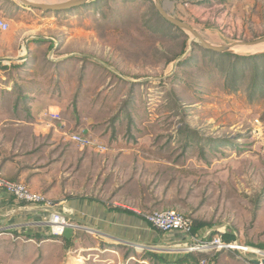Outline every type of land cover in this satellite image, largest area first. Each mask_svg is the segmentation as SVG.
Returning a JSON list of instances; mask_svg holds the SVG:
<instances>
[{
  "label": "rangeland",
  "instance_id": "1",
  "mask_svg": "<svg viewBox=\"0 0 264 264\" xmlns=\"http://www.w3.org/2000/svg\"><path fill=\"white\" fill-rule=\"evenodd\" d=\"M161 2L214 45L264 37V0ZM0 21V122L8 138L21 131L23 149H36L34 159L51 178L75 195L142 213L173 210L212 225L205 231L213 235L233 232L240 247L254 246L250 253H213L212 264H263L264 96L249 100L245 83L224 88L201 48L162 22L151 0H92L57 13L0 0ZM237 54H264V47ZM21 63L19 72L13 66ZM30 72L44 93L56 74L60 95L6 93L17 79L32 82ZM171 92L179 108L168 104ZM182 123L200 132L202 146L210 139L204 157L196 145L183 149ZM73 134L95 146L72 144ZM11 234L0 236V264H69L70 257L78 264V245L67 252L51 239ZM108 261L101 264H116Z\"/></svg>",
  "mask_w": 264,
  "mask_h": 264
},
{
  "label": "crops",
  "instance_id": "2",
  "mask_svg": "<svg viewBox=\"0 0 264 264\" xmlns=\"http://www.w3.org/2000/svg\"><path fill=\"white\" fill-rule=\"evenodd\" d=\"M34 91H29V95L38 94ZM11 124L17 129L22 122L15 120ZM28 125L33 128V133L37 132L36 123ZM7 127L6 123L0 122V174L9 181L25 184L32 192L60 205L59 210L63 209L70 224L62 235L71 244L66 251L78 245L81 252L79 260H76L78 264H101L108 260L116 264H124L125 261L127 264H154L146 254L153 253L170 261L186 254L185 246L191 245L188 237L153 229L145 221L144 213L98 196L75 195L69 184L62 187L57 179L48 175L44 164L37 162L38 157L34 159L36 149H23L21 131L14 130L13 137L8 138ZM46 218L40 208L21 204L0 190V236L14 232L44 234L48 230ZM54 242L64 244L59 239ZM138 247L144 253L139 260L135 259ZM112 252L117 259L109 256Z\"/></svg>",
  "mask_w": 264,
  "mask_h": 264
},
{
  "label": "trees",
  "instance_id": "3",
  "mask_svg": "<svg viewBox=\"0 0 264 264\" xmlns=\"http://www.w3.org/2000/svg\"><path fill=\"white\" fill-rule=\"evenodd\" d=\"M146 1L150 2V0H146ZM85 6H87V4L82 6V7H85ZM82 7H79V8H82ZM76 9H78V8H76ZM154 10H155V15L160 17V20L162 22H164L165 24L174 28L173 26L168 24L159 15V13L156 11L155 7H154ZM174 29H176V28H174ZM176 30L180 32V30H178V29H176ZM186 44L187 43H185L183 50L179 54V56L184 54ZM193 46H196V44H194ZM201 52L203 53L204 56L208 57L207 59L210 60V63H213L215 65L216 69H218L219 72L222 74L223 81H224V83H223L224 88H226L230 91H233V90L235 91V90H237V85L240 86L242 83H245V86H246L245 89H246V93H247L246 95H247V98L249 100H252L255 97H259V96L263 97L264 96V54L245 55V56L232 55V54H216V53H213L210 51L203 50L202 48H201ZM179 56H177L176 58H178ZM68 62H60L59 64H64L66 66V65H68ZM24 63H26V62H24ZM24 63L18 64L17 66H13V67L17 71L22 72V69L26 65ZM2 68L3 67L1 66V63H0V69H2ZM58 74H59V72H58ZM26 75L30 76L29 78H30V80L32 79V82H28L27 80H24V78H20L19 80L17 79L16 80L17 83H15L13 85L15 90L11 89L10 90L11 93L10 92H6V93L8 95H11L15 92L24 94V93H28L29 91H31L33 89H35L34 93H42L43 90L42 89L40 90V88L41 87L44 88V86L40 83L37 84V82H35V81L33 82V79L38 77V73L32 74V72H30V74L28 73ZM55 77L57 78L56 74L54 75V80L52 81V83H54L52 85L53 89L51 87H49L52 90H46L45 94L59 96L60 93L62 92V89H60V88H62L61 80L58 78L55 80ZM243 81H245V82H243ZM59 89L61 90L60 92H59ZM23 94L18 95V96L23 97V100H25V98H27L28 96L23 95ZM168 97L170 98V99H168V104L173 103V105L176 106L177 108L180 107V104L178 103V97L174 93L172 94V92H171V94ZM177 134L179 137H182V139H184V143H183V149L184 150L189 148L190 144L191 145L193 144V145H196L198 147L200 156L204 157L206 155V151H205L206 147L205 146L210 144V139H208L207 142L202 146L201 141H203L204 138L198 130L190 127L188 124L182 123V126L177 130ZM192 222H193V227H192L191 234L195 238H199L205 230L212 228V225L205 223V222H202V221H199V220H192ZM44 232H45L44 234H43V232L42 233L36 232L33 234L32 233L29 234V232H27V233H23L22 236L26 237L27 239L34 240L37 242H40L42 240H47V239H51V240H58L59 239V240L63 241V243H64L63 246L65 247V250H68L69 246L71 245L68 240H66L62 236H52V235H50L48 230H45ZM14 233H17V232H14ZM215 233L216 232H212L211 234L213 235ZM220 236L225 243H231V242L236 241V236L233 232H225L223 234H220ZM251 247L254 248V246H251ZM146 255L150 259V261H154V264L155 263H160V264H199V262L202 259H209L210 263L212 264V262L216 256V255L210 256V255L205 254V253H187L184 256H182L181 258L170 261V260H164L163 257L157 256L156 254H153V253H148Z\"/></svg>",
  "mask_w": 264,
  "mask_h": 264
},
{
  "label": "built area",
  "instance_id": "4",
  "mask_svg": "<svg viewBox=\"0 0 264 264\" xmlns=\"http://www.w3.org/2000/svg\"><path fill=\"white\" fill-rule=\"evenodd\" d=\"M0 27L5 28L6 25L0 21ZM70 142L81 148H92L95 146V143L89 138L78 134L71 135ZM0 190L21 204L40 208L47 215L46 225L50 235L62 236L64 230L69 227L70 224L63 214V209L59 210V204L50 201L42 194L32 192L25 184L9 181L0 174ZM143 217L147 224L159 232L178 233L188 237L191 245L185 246L186 254L205 253L212 256L213 253H221L233 249H240L243 253L254 252L253 248L240 247L236 241L225 243L220 236L223 233L212 235L213 231H205L199 238H195L191 234L192 219L173 210L152 211L144 213ZM199 264L211 263L209 259H202Z\"/></svg>",
  "mask_w": 264,
  "mask_h": 264
},
{
  "label": "water",
  "instance_id": "5",
  "mask_svg": "<svg viewBox=\"0 0 264 264\" xmlns=\"http://www.w3.org/2000/svg\"><path fill=\"white\" fill-rule=\"evenodd\" d=\"M22 6L30 9L40 10L43 12H66L79 7H82L92 0H68L57 3H37L31 2L29 0H18ZM156 11L159 15L171 26L182 31L187 36L190 37V44H196L200 48L206 51H210L216 54H237L238 51L253 50L260 47H264V37L251 40V41H237L232 44L226 45H214L205 40L200 34H198L192 27L188 24L174 18L164 7L161 0H151ZM264 264V261H263Z\"/></svg>",
  "mask_w": 264,
  "mask_h": 264
},
{
  "label": "bare ground",
  "instance_id": "6",
  "mask_svg": "<svg viewBox=\"0 0 264 264\" xmlns=\"http://www.w3.org/2000/svg\"><path fill=\"white\" fill-rule=\"evenodd\" d=\"M31 2H37V3H41V0H29ZM43 2V1H42ZM258 51V50H257Z\"/></svg>",
  "mask_w": 264,
  "mask_h": 264
}]
</instances>
